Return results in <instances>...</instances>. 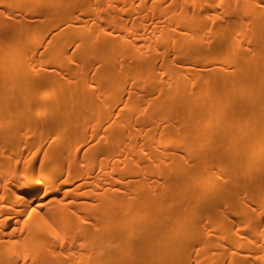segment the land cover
I'll return each mask as SVG.
<instances>
[{"label": "bare ground", "instance_id": "6f19581e", "mask_svg": "<svg viewBox=\"0 0 264 264\" xmlns=\"http://www.w3.org/2000/svg\"><path fill=\"white\" fill-rule=\"evenodd\" d=\"M0 264H264V0H0Z\"/></svg>", "mask_w": 264, "mask_h": 264}, {"label": "snow or ice", "instance_id": "6c2138e0", "mask_svg": "<svg viewBox=\"0 0 264 264\" xmlns=\"http://www.w3.org/2000/svg\"><path fill=\"white\" fill-rule=\"evenodd\" d=\"M41 192H42V190H41ZM25 194H27V193H25ZM34 194H39V193H34Z\"/></svg>", "mask_w": 264, "mask_h": 264}]
</instances>
